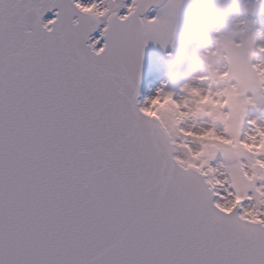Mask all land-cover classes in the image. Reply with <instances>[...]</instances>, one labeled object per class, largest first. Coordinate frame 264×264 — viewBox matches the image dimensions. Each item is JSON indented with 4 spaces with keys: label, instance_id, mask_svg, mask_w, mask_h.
Masks as SVG:
<instances>
[{
    "label": "snow or ice",
    "instance_id": "1",
    "mask_svg": "<svg viewBox=\"0 0 264 264\" xmlns=\"http://www.w3.org/2000/svg\"><path fill=\"white\" fill-rule=\"evenodd\" d=\"M175 7L0 0V264H264V123L229 140L151 115L180 107L164 85L137 100Z\"/></svg>",
    "mask_w": 264,
    "mask_h": 264
},
{
    "label": "rangeland",
    "instance_id": "2",
    "mask_svg": "<svg viewBox=\"0 0 264 264\" xmlns=\"http://www.w3.org/2000/svg\"><path fill=\"white\" fill-rule=\"evenodd\" d=\"M222 1L223 0H187L186 4L183 2L182 5L176 6L170 17V29L166 36L165 46L161 47L159 44L151 43L155 71L158 65H165L162 83L157 86V88H159L161 85H164V93L178 91L176 90V86H179V84L185 80L184 78L182 81L179 79L175 80L172 75V69L184 63V51L187 47L192 52V47L190 46L191 40L188 41V38L193 37V40H199V44L206 45L209 41L207 40L208 37L203 33L204 27L211 28L214 26V28H222L226 26V22L222 20L220 14H218L220 18L219 23H204V14L208 13L207 6L209 4L211 5V8H213L215 12L211 10L209 13L213 17H216V9L220 10L219 3ZM246 4L250 6L254 3L251 0H247ZM254 8L256 15L258 13L262 18L261 21H263L264 0L259 1L258 5H254ZM237 15L241 16V13ZM253 23L258 31V36H255V32L252 30ZM235 24L238 27L236 35H232L231 28H228V31L220 35L221 38H218L220 39L219 42H215L218 51L215 53L214 50H210L211 52L207 54L211 57V63H213L212 67H207L205 73H197L198 76L205 78L202 80L203 86H200V89L204 90L203 98L207 96L208 92H211L213 93L211 95L212 102L203 103L201 107L198 106L197 109L191 107V116L189 117L186 110L181 109V99H175L172 94L173 100L180 106L179 108L166 102H159L152 105L150 111L161 113L168 121L169 125H174L176 121L180 122L178 118L183 115L185 121L182 123L180 122V127L195 133H199L202 130L215 129L219 136H226L229 140L236 138L237 128L240 132V139L252 133L248 121L256 120L255 115H261L257 113L256 109L260 110L262 106H259L257 102L259 98L258 95H261V83L259 78H256L254 74H251L248 70V59L250 56L249 48L252 42L258 46L264 42V36L261 38V35L264 34V23L262 24L256 18H251L249 16L245 21ZM237 34L240 36H237ZM253 36L254 40L250 42L249 37ZM214 37L217 38V34H215ZM168 53H171V55L169 56ZM197 53L201 52L197 51ZM210 54H214V56ZM212 59H214V61H212ZM197 64L199 65L200 61ZM217 64L220 65L218 70L216 68ZM192 71L193 69L190 72ZM208 74L214 75L216 78V80H214L216 81V86L210 85V87H208L207 85L206 88L205 82L208 81V79H206ZM217 74L220 75L219 78H217ZM261 78L264 79V69L260 75V80L262 82ZM183 84L184 83H182V85ZM262 86L264 88L263 84ZM205 89H207V93ZM147 90H149V88ZM187 90L186 87L185 91ZM155 91L156 90L152 92L150 90L147 91L145 93V99L154 95ZM228 95H232L231 100L227 97ZM244 99L247 104H245ZM213 102H215L216 105H223L225 102L228 103L226 107H220L214 106ZM202 113L204 119L196 121V118ZM224 114H230L231 118L225 119ZM197 122L201 123L197 124ZM225 124L231 126V131L225 132ZM205 146H215L216 148L226 150H231L233 147L222 144L216 136L211 134L199 140L192 141V148L194 151H201ZM226 162H229L227 158Z\"/></svg>",
    "mask_w": 264,
    "mask_h": 264
},
{
    "label": "bare ground",
    "instance_id": "3",
    "mask_svg": "<svg viewBox=\"0 0 264 264\" xmlns=\"http://www.w3.org/2000/svg\"><path fill=\"white\" fill-rule=\"evenodd\" d=\"M254 3V0H251ZM259 1L261 0H255L254 5H258ZM247 0H223L221 3H219L220 5V10L216 11L218 12V14H220V17H222V20H224L226 22V26H223L222 28H214L211 30L210 33V45H206L205 50L200 51L201 53H196L198 46L195 47V55L193 58V68L187 70V80L185 82V84L181 85L179 88V91H177V93H175V97L178 99H181V107L183 110H186L188 116H191V107L196 108L198 106L201 107V101L203 99L204 96V90L200 89V86H203V79H205L204 77H200L198 76L197 73H205L207 67H212L213 63H211V57H209L207 54L210 53L212 50H214V52H217L216 49V44L215 42H219L220 39H218L219 37L221 38L220 35H222L223 33H226V31H228V28H231V34L232 35H236V32L238 30V27L235 23H241L243 20H245L246 18L250 17H254V16H259V14L256 12L254 15H251L249 13H247L244 9L247 6ZM241 13V16H238L237 14ZM260 17V16H259ZM205 18L209 21L212 22L214 21V23H218L220 22V18L217 16L216 18L213 17L211 14L205 13ZM261 18V17H260ZM199 20V18H198ZM205 20L204 23H207L208 21ZM218 20V21H217ZM261 23V22H260ZM219 25V24H218ZM264 28V25H263ZM253 32H254V27H253ZM251 33V32H250ZM217 34V38L214 37V35ZM237 36H240L237 34ZM149 47L151 49V42H149ZM195 46V45H193ZM261 46H264V42L262 43V45L258 46L254 43L251 44L249 50H250V56L248 59V70L252 73L256 72V78H260V75L263 72L264 69V52H261L259 49ZM211 50V51H210ZM211 55V54H210ZM211 56H214L211 55ZM215 58V57H213ZM200 61V64L198 65L196 62ZM212 61H214V59H212ZM220 65L217 64L216 68L217 70L219 69ZM199 68V69H198ZM193 69L192 72H190ZM199 70V71H198ZM174 71V70H173ZM172 71V72H173ZM182 75L181 72H174L173 73V78L174 79H179ZM220 75L217 74V78H219ZM160 80L157 82L155 81L151 86H145V92L146 90L149 88V90L152 92L154 90L157 89V86H159L162 82V78H159ZM208 79H216L214 77V75L212 74H208ZM262 79V78H261ZM261 83V95H258V104L259 106H262L260 108V110H257L258 114H261L259 116L255 115V119L258 123H264V88L262 86V82ZM206 84V88L207 85L209 87V85H217L216 81H209V82H205ZM183 86V87H182ZM153 87V88H152ZM187 87V91L186 90ZM227 87V86H226ZM197 90L199 92V95H193L191 90ZM206 93H207V89H205ZM208 92L207 96L209 95ZM213 93H211L212 95ZM233 95V94H232ZM232 95H228L229 100H231ZM144 101V97L143 95H139L138 96V102L143 103ZM245 104H247L246 100L244 99ZM190 105V107H189ZM258 106V105H257ZM189 108V109H188ZM196 121H200L201 119H204V115L199 114L198 118H196ZM201 122H197V124H199Z\"/></svg>",
    "mask_w": 264,
    "mask_h": 264
},
{
    "label": "water",
    "instance_id": "4",
    "mask_svg": "<svg viewBox=\"0 0 264 264\" xmlns=\"http://www.w3.org/2000/svg\"><path fill=\"white\" fill-rule=\"evenodd\" d=\"M186 1L187 0H173V2H174V4L176 5V6H178V5H182L183 4V2H185V4H186ZM88 2V0H86V3ZM123 2V1H122ZM131 3V0H128L127 2H123V4L124 5H128V4H130ZM159 12H160V9H158V10H154V11H151V14L150 15H146L144 18H147V19H151L152 18V16H157L158 14H159ZM120 14L121 15H124L125 14V9H121L120 10ZM51 18L50 17H48V18H45L44 19V22H47L48 20H50ZM103 26V24L101 25V27ZM97 38H99V35L97 36V37H94V39L93 40H96ZM164 70H165V65H158V67H157V70H156V75H158V74H160V75H162V78H163V74H164ZM151 75H149V77H150ZM157 78L159 77V76H156ZM148 79V78H147ZM153 83H151L150 84V82L148 81V82H146V84L145 85H143V88H142V91H140V93H143V95H144V92H145V86H151Z\"/></svg>",
    "mask_w": 264,
    "mask_h": 264
}]
</instances>
